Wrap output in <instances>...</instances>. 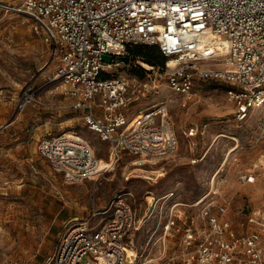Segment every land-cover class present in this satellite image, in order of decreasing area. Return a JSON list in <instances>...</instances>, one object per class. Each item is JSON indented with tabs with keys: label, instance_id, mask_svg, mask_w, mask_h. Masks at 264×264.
<instances>
[{
	"label": "built area",
	"instance_id": "built-area-1",
	"mask_svg": "<svg viewBox=\"0 0 264 264\" xmlns=\"http://www.w3.org/2000/svg\"><path fill=\"white\" fill-rule=\"evenodd\" d=\"M12 7L33 18L55 61L46 82L23 88L17 110L45 106L37 93L54 83L70 102L52 107L81 112L88 128L106 142L107 164L128 153L136 158L133 165H157L177 153L169 100L135 108L163 85L185 95L186 106L195 77L218 78L232 85L228 99L238 120L264 107V0H20ZM141 43L157 46L164 60L142 64L137 73L111 70L123 62L121 55H131L130 45ZM103 53L111 60H102ZM197 132L192 126L187 134ZM37 151L70 183L109 168L90 139L74 129L44 136ZM241 179L254 183L257 174L249 171ZM133 196L119 192L88 217L66 222L46 264H132L141 256L134 235L147 220ZM208 197L192 203L197 221L174 191L164 196L172 202L165 236H173L182 223L183 228L176 243L156 242L150 264H264V207L244 208L247 216L236 232L230 201ZM148 203L155 207L150 198ZM127 247L137 252L133 262Z\"/></svg>",
	"mask_w": 264,
	"mask_h": 264
},
{
	"label": "rangeland",
	"instance_id": "rangeland-1",
	"mask_svg": "<svg viewBox=\"0 0 264 264\" xmlns=\"http://www.w3.org/2000/svg\"><path fill=\"white\" fill-rule=\"evenodd\" d=\"M19 1L0 0V264H46L47 256L41 254L48 255L58 240L51 202L80 208L85 218L119 192L132 191L139 214L147 218L134 235L141 256L132 264H150L154 246L164 238L177 242L181 220V228L165 236L172 202H164V196L171 191L197 221L198 208L192 203L200 196L208 194L216 202L229 200L236 232L246 219L248 209L244 208L264 207V107L238 120L236 105L228 99L232 85L218 78L195 77L186 106L181 104L185 95L167 85L135 105L169 100L179 137L173 157L157 165L138 166L130 163L136 158L125 153L96 179L66 181L38 153L41 138L74 129L90 139L103 161L109 159L108 146L88 128L80 111L52 107L70 102L54 83L37 93L45 106L32 103L17 110L23 88L46 82L55 66L42 30L36 29L28 14L12 7ZM129 52L131 61L113 65V72L137 73L142 62L150 64L143 55ZM192 126L198 132L188 135ZM249 171L256 172V182L242 181L241 175Z\"/></svg>",
	"mask_w": 264,
	"mask_h": 264
},
{
	"label": "crops",
	"instance_id": "crops-1",
	"mask_svg": "<svg viewBox=\"0 0 264 264\" xmlns=\"http://www.w3.org/2000/svg\"><path fill=\"white\" fill-rule=\"evenodd\" d=\"M49 209L53 213L54 230L57 232V236H59V233L62 231L64 224L66 222H68L69 220L74 219L76 217H83V212H82V210H80V208L72 207V206H66L65 204L59 205V204H56L55 202H51V204L49 205ZM62 225H63V227H62ZM53 250H54V248H53ZM51 252L48 255H45L43 253L41 255L43 257H45V256L48 257L51 254ZM45 259H46V257H45Z\"/></svg>",
	"mask_w": 264,
	"mask_h": 264
},
{
	"label": "trees",
	"instance_id": "trees-1",
	"mask_svg": "<svg viewBox=\"0 0 264 264\" xmlns=\"http://www.w3.org/2000/svg\"><path fill=\"white\" fill-rule=\"evenodd\" d=\"M129 50L135 52L137 55H143V57L149 62H157L164 60V56L160 53V51L159 50L155 51V45L144 44V43L133 44L129 46ZM154 51L156 53H154Z\"/></svg>",
	"mask_w": 264,
	"mask_h": 264
},
{
	"label": "bare ground",
	"instance_id": "bare-ground-1",
	"mask_svg": "<svg viewBox=\"0 0 264 264\" xmlns=\"http://www.w3.org/2000/svg\"><path fill=\"white\" fill-rule=\"evenodd\" d=\"M172 63H174V61H172ZM142 64L145 65V66H148L147 63H145V62H142ZM103 160L104 159L101 158V164L103 166H110V164H107L108 160H106V161H103ZM140 169H141V167H140ZM99 176L100 175L95 176V179L98 178ZM127 251H128V256H129L131 262H133L135 260V256L137 255L136 250L134 248H132V247H127Z\"/></svg>",
	"mask_w": 264,
	"mask_h": 264
},
{
	"label": "water",
	"instance_id": "water-1",
	"mask_svg": "<svg viewBox=\"0 0 264 264\" xmlns=\"http://www.w3.org/2000/svg\"><path fill=\"white\" fill-rule=\"evenodd\" d=\"M112 56L110 54L103 53L101 54V59L105 61H110ZM119 59L125 63H129L131 61V57L129 54L121 55Z\"/></svg>",
	"mask_w": 264,
	"mask_h": 264
}]
</instances>
